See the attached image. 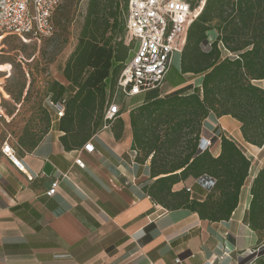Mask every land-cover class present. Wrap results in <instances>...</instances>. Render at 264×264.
I'll list each match as a JSON object with an SVG mask.
<instances>
[{
    "label": "trees",
    "instance_id": "trees-1",
    "mask_svg": "<svg viewBox=\"0 0 264 264\" xmlns=\"http://www.w3.org/2000/svg\"><path fill=\"white\" fill-rule=\"evenodd\" d=\"M188 1L196 7L200 0ZM129 2L88 0L78 45L64 68L76 90L68 94L58 80L48 89L53 102L65 99L60 130L67 150L81 146L104 125L119 76L133 55V42L126 43ZM213 30L218 35L209 42ZM181 72L203 75L201 92L192 84L164 96L159 89L147 92L130 111L133 153L139 162L150 159L154 181L147 191L153 200L168 209H191L202 219L228 220L239 205L252 160L226 136L220 140L219 155H213L203 147L201 132L211 112L230 115L241 123L247 143L264 146V88L259 84L264 80V0H206L189 26ZM112 124L120 139L123 119L118 116ZM50 127L48 113L47 124L21 135L19 143L27 149L36 147ZM191 177L215 181L204 201L191 198L187 188L173 190ZM251 195L248 223L264 235V165L253 179Z\"/></svg>",
    "mask_w": 264,
    "mask_h": 264
},
{
    "label": "crops",
    "instance_id": "crops-1",
    "mask_svg": "<svg viewBox=\"0 0 264 264\" xmlns=\"http://www.w3.org/2000/svg\"><path fill=\"white\" fill-rule=\"evenodd\" d=\"M217 35L210 31L209 41ZM192 75L200 79L201 89L203 75L187 73L169 87L164 82L160 95L190 85ZM57 80L75 92L65 75ZM147 94L124 98L132 100L129 107L121 102L125 129L120 139L115 123L103 125L81 146L67 150L55 116L36 147L13 146L20 166L0 148V264H264V235L248 223L252 182L264 163L254 171L252 165L228 220L210 221L188 208H166L147 191L154 181L150 159L139 162L133 153L130 111ZM222 136L241 144V123L211 112L203 123V147L218 156ZM88 142L94 145L92 152L84 148ZM54 181L59 185L50 196ZM188 187L191 198L200 201L210 192L193 177L173 190Z\"/></svg>",
    "mask_w": 264,
    "mask_h": 264
},
{
    "label": "built area",
    "instance_id": "built-area-1",
    "mask_svg": "<svg viewBox=\"0 0 264 264\" xmlns=\"http://www.w3.org/2000/svg\"><path fill=\"white\" fill-rule=\"evenodd\" d=\"M63 1L0 0V30L25 42L52 37L56 31L54 16ZM205 3L206 0H200L192 7L188 0H130L127 27L134 51L119 76L113 100L105 110L104 127H109L122 114V103L116 100L117 94L128 98L161 88L174 56L182 54L189 26ZM52 104L56 108V118L61 119L65 114V99ZM84 148L92 152L94 145L88 142ZM2 152L20 166L9 140L3 143ZM76 163L82 165L83 161L78 158ZM198 181L207 189L215 184L211 178ZM58 185L59 182L54 181L47 194L54 195ZM187 190L191 192V188Z\"/></svg>",
    "mask_w": 264,
    "mask_h": 264
},
{
    "label": "rangeland",
    "instance_id": "rangeland-1",
    "mask_svg": "<svg viewBox=\"0 0 264 264\" xmlns=\"http://www.w3.org/2000/svg\"><path fill=\"white\" fill-rule=\"evenodd\" d=\"M87 5L88 0H64L54 16L56 31L49 38L25 42L0 30V62L11 64L6 73H0V148L7 140L18 147L21 135L38 132L47 124L48 113L51 121L56 120L48 89L54 80L64 76L66 63L79 42ZM130 40L127 35L126 43L131 44ZM10 64H0V69L9 68ZM181 76V54L178 53L164 87L171 86ZM190 79L193 90L200 92V79L193 75ZM259 84L264 88V81ZM70 91L67 88L68 94ZM116 96L126 107L132 103L131 99L124 100L120 93ZM239 145L251 158L253 171L264 163V146L259 150L243 139Z\"/></svg>",
    "mask_w": 264,
    "mask_h": 264
}]
</instances>
